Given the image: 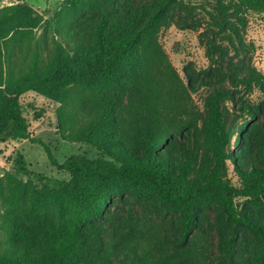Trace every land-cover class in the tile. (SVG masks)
Instances as JSON below:
<instances>
[{
  "label": "trees",
  "instance_id": "1",
  "mask_svg": "<svg viewBox=\"0 0 264 264\" xmlns=\"http://www.w3.org/2000/svg\"><path fill=\"white\" fill-rule=\"evenodd\" d=\"M18 2L0 7V58L11 36L46 23ZM64 4L54 63L45 69L36 59L16 80L0 73V143H38L68 175L54 183L37 175L44 188L32 205L6 212L0 264H264V75L237 63L229 76L221 59L198 79L180 73L160 41L173 24L200 27L194 16L203 11L209 49L221 34L241 42L252 18L264 30V0ZM75 84L91 92L77 141L93 155L60 164L31 137L23 98L59 103ZM202 87L200 111L191 91ZM28 105L36 119L46 112ZM14 161L33 174L21 153Z\"/></svg>",
  "mask_w": 264,
  "mask_h": 264
},
{
  "label": "rangeland",
  "instance_id": "2",
  "mask_svg": "<svg viewBox=\"0 0 264 264\" xmlns=\"http://www.w3.org/2000/svg\"><path fill=\"white\" fill-rule=\"evenodd\" d=\"M64 1L25 0L44 15L46 23L32 31L18 32L7 40L0 58V73L5 79H19L36 59L45 69L54 63L59 46L64 44L60 33V14L65 7ZM17 3L18 0H0V7ZM194 20H200L201 26L182 30L173 24L160 35L166 54L180 73L183 68H187L200 79L205 69L217 66V60L222 59V72L229 76H235L237 63L240 68L244 65L245 68H253L264 75V30L255 19H251V25L243 33L241 42L221 34L215 39L217 47L214 50L209 49L210 37H213L208 25L209 17L201 11L195 14ZM237 73L239 77H243L246 71ZM226 86L234 88L229 79ZM207 94L206 87L191 91L195 107L200 111L204 108V98ZM257 97L258 92H255L249 95L248 99L257 101ZM23 102L25 115L30 122L31 137L47 144L60 164L73 154L93 155L89 146L77 141L78 133L89 116L85 105L92 102L88 88L80 84L68 87L59 103H51L34 93L26 94ZM30 103L44 108L45 114L36 119L34 110L28 105ZM232 140H235V134ZM18 153L24 156L28 168L33 172L32 175L18 170L14 161ZM37 175L52 179L53 183L68 177L51 164L40 144L30 140L0 143V246L4 245L8 236L2 225L6 212L12 208L27 209L33 203L34 193L43 190L44 184ZM230 178L232 182L237 183L232 173Z\"/></svg>",
  "mask_w": 264,
  "mask_h": 264
}]
</instances>
